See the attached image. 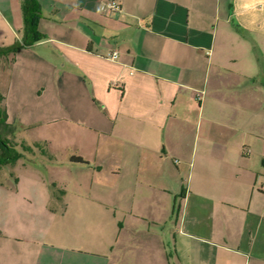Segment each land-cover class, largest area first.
Returning a JSON list of instances; mask_svg holds the SVG:
<instances>
[{"label":"crops","instance_id":"0c3cea01","mask_svg":"<svg viewBox=\"0 0 264 264\" xmlns=\"http://www.w3.org/2000/svg\"><path fill=\"white\" fill-rule=\"evenodd\" d=\"M37 1L0 107L65 193L0 198V264H264V0Z\"/></svg>","mask_w":264,"mask_h":264},{"label":"rangeland","instance_id":"374dc122","mask_svg":"<svg viewBox=\"0 0 264 264\" xmlns=\"http://www.w3.org/2000/svg\"><path fill=\"white\" fill-rule=\"evenodd\" d=\"M8 139L19 142L20 134H16L17 138L3 134ZM15 139V140H14ZM26 141H28L26 139ZM29 146L35 145L36 142L31 140L25 142ZM42 150H48L50 145H40ZM39 148V149H40ZM39 149H35L34 153H24V156L14 165H8L0 168V198H45L46 192H58V184L51 183V175H53V166L45 161H41L42 154ZM18 150H21L18 148ZM22 179V184L18 185V180ZM57 185V186H56ZM55 186V188H53ZM52 196H50L51 198ZM53 198V197H52Z\"/></svg>","mask_w":264,"mask_h":264},{"label":"trees","instance_id":"16d2710c","mask_svg":"<svg viewBox=\"0 0 264 264\" xmlns=\"http://www.w3.org/2000/svg\"><path fill=\"white\" fill-rule=\"evenodd\" d=\"M21 14L23 26L20 41H16L11 46L0 48V58H6L11 54L16 53L22 47L32 46L33 44L46 39V36L38 31V21L42 17L41 7L38 1L22 0ZM6 120L7 115L0 107V168L8 165H14L24 156V153H34L35 149H39L41 147L39 144H35L33 146H29L25 143L19 144L8 139L5 135H1V132L5 134V130L8 127ZM18 148L21 150H18ZM39 150L42 155L46 154L42 148ZM16 181L17 179H15V182ZM53 188H55V186H53ZM64 193V190H59L58 192H52L51 196L59 200L62 198Z\"/></svg>","mask_w":264,"mask_h":264},{"label":"built area","instance_id":"2783aa9c","mask_svg":"<svg viewBox=\"0 0 264 264\" xmlns=\"http://www.w3.org/2000/svg\"><path fill=\"white\" fill-rule=\"evenodd\" d=\"M103 11L105 12H116L119 13L122 11V6L117 0H105L102 5ZM110 60H117L119 54L116 51L108 52L107 56Z\"/></svg>","mask_w":264,"mask_h":264}]
</instances>
